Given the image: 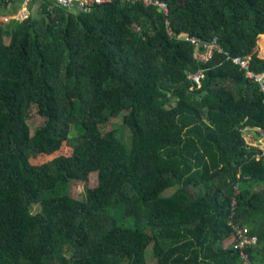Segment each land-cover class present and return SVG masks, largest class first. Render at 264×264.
Instances as JSON below:
<instances>
[{
    "label": "trees",
    "instance_id": "obj_1",
    "mask_svg": "<svg viewBox=\"0 0 264 264\" xmlns=\"http://www.w3.org/2000/svg\"><path fill=\"white\" fill-rule=\"evenodd\" d=\"M164 1L174 36L156 7L120 0L81 12L43 0L0 22V264H149L148 247L155 264H244L237 183L232 220L264 264V155L243 133L264 131V92L225 52L199 61L189 39L217 37L264 72V0ZM34 105L45 121L32 133ZM124 111L130 146L109 124ZM92 172L98 184L73 197Z\"/></svg>",
    "mask_w": 264,
    "mask_h": 264
},
{
    "label": "built area",
    "instance_id": "obj_2",
    "mask_svg": "<svg viewBox=\"0 0 264 264\" xmlns=\"http://www.w3.org/2000/svg\"><path fill=\"white\" fill-rule=\"evenodd\" d=\"M8 3L12 2L13 0H7ZM54 4L65 8L69 11L73 12H81V11H88L93 6L102 5L111 3L115 0H53ZM125 4H137L142 3L146 6H154L157 8L159 12H162L166 16V26L167 31L171 36H174V32L170 27V20L168 18L169 15V5L164 0H120ZM51 10V6L49 7ZM29 16V13L26 12L22 15L19 19L23 20ZM191 43L195 46V57L199 61L207 62L213 58L216 51L225 52L228 55V58H232L234 63L239 64L242 68L246 69V76L250 79H253L255 82L259 83L261 90L264 92V72L255 73L250 68V57L249 56H235L231 57L228 52L224 51L222 48L219 39L217 37L213 38L212 40H202L196 36H192L189 38ZM189 78L196 82L197 86H201V79L204 76L203 69L193 73H189ZM259 132V141L256 143H249L250 146H253L257 149L255 152V157L260 158L264 155V146L260 145L259 143H264V131L260 128H255ZM235 195L233 197L232 202V212L230 214V221L229 224L233 227L235 234H234V247L239 250L240 258L244 264H254L248 249L257 244L258 238L257 235L250 234V229L248 226H241L240 224L234 222L232 220L235 209L237 206V195L240 193V183H237L234 187Z\"/></svg>",
    "mask_w": 264,
    "mask_h": 264
},
{
    "label": "rangeland",
    "instance_id": "obj_3",
    "mask_svg": "<svg viewBox=\"0 0 264 264\" xmlns=\"http://www.w3.org/2000/svg\"><path fill=\"white\" fill-rule=\"evenodd\" d=\"M74 11V9L72 10ZM263 36L260 37L259 40V44H260V56L264 57V42L261 43V41L263 40ZM126 113V111H124L122 114H120L118 117L114 118L111 122H109L111 127L117 128L119 131V135L120 137L126 142L129 143L127 145L130 146L131 144V139H130V130L129 128L124 124V114ZM45 118L43 116H41L38 112V108L36 105H34L31 109V113L30 116L28 118V124L30 126L31 132L33 133L34 130L36 129L37 126H40L44 123ZM245 135L247 137H249V142L250 143H256L254 142L256 140L255 136L257 134H254L252 131H245ZM260 145L264 146V143H259ZM62 153H70L71 152V148L68 147L67 145H64V147L61 149ZM98 184V174L97 172H92L90 174L89 180L86 181H82V180H72L69 184V188H68V192L75 198L77 199H85L86 198V194H87V188L88 187H94ZM176 189V186L167 188L163 191L162 195L163 196H168L170 194H172ZM40 210V206L39 205H34L32 207V212L33 213H37ZM229 241H227L226 243H228ZM229 244V243H228ZM147 258H148V262L149 264H155V259L153 258L152 254H151V247H148L147 249Z\"/></svg>",
    "mask_w": 264,
    "mask_h": 264
},
{
    "label": "crops",
    "instance_id": "obj_4",
    "mask_svg": "<svg viewBox=\"0 0 264 264\" xmlns=\"http://www.w3.org/2000/svg\"><path fill=\"white\" fill-rule=\"evenodd\" d=\"M43 0H13L9 2L7 0H0V22L4 24H8L11 20L19 19L26 12L29 15L38 16L41 11V4ZM264 51V50H263ZM262 57V56H261ZM245 131H252L256 140L254 142L259 141V132L255 128H246L244 130V136L247 142H249V137L245 135ZM250 143V142H249Z\"/></svg>",
    "mask_w": 264,
    "mask_h": 264
}]
</instances>
